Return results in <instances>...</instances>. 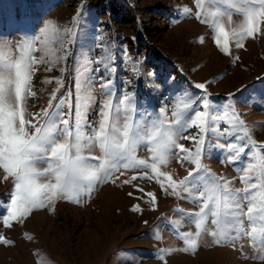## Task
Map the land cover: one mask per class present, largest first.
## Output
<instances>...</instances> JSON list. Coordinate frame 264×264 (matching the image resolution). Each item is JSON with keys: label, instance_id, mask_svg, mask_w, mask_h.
I'll list each match as a JSON object with an SVG mask.
<instances>
[{"label": "rangeland", "instance_id": "rangeland-1", "mask_svg": "<svg viewBox=\"0 0 264 264\" xmlns=\"http://www.w3.org/2000/svg\"><path fill=\"white\" fill-rule=\"evenodd\" d=\"M230 3L239 6V0ZM200 4L198 8L197 0H0V50L7 51L10 45L36 35L41 36L36 47L44 50L35 53L38 59L45 52L64 56L62 43L68 48L66 60H53L47 55L44 63L35 66L32 91L36 96L27 101L25 118L47 107L51 94L59 87L56 81L61 79L64 86L56 93L57 98L71 90L74 109L79 78L76 69H94V59L103 57L109 67L114 60L117 68L112 74L117 96L132 93L138 107L153 113L152 121L157 125L161 120L165 126L171 123L175 119L173 112L190 114L192 110L183 106L202 94L203 90L194 85L205 83L210 99L218 105L231 102L247 135L257 143L264 142V79H260L264 78V23L260 25L261 34L246 37L244 46L237 48L236 37L230 32L239 31L243 15L228 3L200 0ZM185 8L189 12L184 13ZM217 9L223 13L219 18L214 15ZM197 11L201 13L199 19ZM216 23L223 24L229 33V53H223L215 44ZM45 26L46 37L40 32ZM72 33L76 36L70 45ZM74 59L80 63L74 65ZM86 91L97 102L89 109L88 119L98 121L99 102L108 97L95 81ZM229 94H233L231 101L226 100ZM194 107L199 108V104ZM160 108L164 109L162 116L157 111ZM62 110L69 111L67 105ZM152 121L140 122L151 128ZM122 126L123 119L119 123L121 129ZM224 127V123L219 125L221 130ZM197 131L188 129L175 137L177 143L194 150V143L183 136L196 135ZM205 141L202 164L217 177L230 181V189L245 187L240 180L245 173L237 169H243L249 158L242 156L233 165L227 154L215 147L217 143L226 145L227 139L209 133ZM152 147L147 140L142 142L136 158L154 162ZM82 155L102 157L103 153L96 144ZM181 155L175 151L166 154V162H158L160 171L171 174L174 180L183 179L194 165L186 160L181 163ZM249 162L256 163L254 159ZM145 174L152 178L123 183ZM6 176L0 169V214H7L3 205L10 203L15 190L14 178L5 179ZM170 191L161 188L150 167H121L107 182H96L90 195L85 190L78 202L57 198L21 221L11 222V227L4 225L0 215V235L13 242L0 241V264H264L258 259L264 255V246L253 243L246 234L253 227L246 216H241L243 231L231 232L238 235L235 240L223 242L220 232L226 230L225 226L214 225L211 216L200 236L195 237L193 219L184 213L198 212L199 204L183 192L174 196ZM148 192L155 195V202ZM137 204L140 210L133 211ZM246 211L244 204L243 212ZM184 232H191L196 239L194 251H184ZM213 232L217 235L213 236ZM217 239L222 242L215 243Z\"/></svg>", "mask_w": 264, "mask_h": 264}, {"label": "snow or ice", "instance_id": "snow-or-ice-1", "mask_svg": "<svg viewBox=\"0 0 264 264\" xmlns=\"http://www.w3.org/2000/svg\"><path fill=\"white\" fill-rule=\"evenodd\" d=\"M216 2L228 3L237 13L243 15L239 31L232 32L236 37L237 48L244 46L242 41L246 37L261 34L264 0H239V6L230 3V0ZM197 7H201L200 0H197ZM183 12L187 13L189 9L185 8ZM79 15L78 11L77 16ZM200 15V11H197V19ZM214 15L219 18L223 13L217 9ZM215 28L216 45L223 53H229V33L225 31L223 24L216 23ZM40 32L46 37L47 27L42 28ZM75 36L76 34L72 33L73 39L69 40L68 44L74 43ZM200 39L203 41V37ZM40 41L41 36L36 35L10 45L7 51L0 50V169L7 174L5 179L8 176L14 178L15 189L11 193L10 203L3 205L7 214H0L6 227H11L13 221L28 217L34 209L54 203L57 198L78 202L79 196L85 190L90 195L96 182H107L121 167L125 170L150 167L162 189H170L169 194L174 196H180L183 192L193 203L199 204L198 212L184 213L185 217L193 219L197 230L195 237L200 236L203 225L211 216L214 225L225 226L226 230L220 232L224 237L223 242L235 240L238 235H232L231 232L239 234L243 231V215L253 225L246 234L253 238V243L264 246V227L256 226L264 224V142L257 143L247 135V129L231 102L215 104L207 93L206 84L197 83L194 87L203 90L202 94L183 106L184 109H191V113L173 112L175 119L171 123L165 126L161 120L157 125L152 121L153 113L138 107V101L132 93L124 94L122 98L117 96L115 81L112 78V74L117 71L114 60L113 66L109 67L105 58L96 57L94 63L97 66L94 69L90 66H85L86 70L76 69L79 78L75 83L74 109L71 90L57 98L56 93L64 86L61 79L56 81L59 87L51 94L47 107L30 113L31 118L26 119L25 105L29 99L36 96L32 91L35 66L44 63L47 55L53 60L67 59L68 48L63 43L61 47L66 53L64 56L57 57L55 53L45 52L38 59L35 53L44 51L36 47ZM44 43L47 44V39ZM124 53L126 54V49ZM79 63L80 61L74 59V65ZM63 71L61 69V72ZM94 81L108 98L99 102L96 110L98 121H89V109L97 102L86 90ZM114 98L117 101L115 104ZM232 98L233 94H229L226 100L231 101ZM196 104H199V108L194 107ZM65 105L69 109L67 113L62 110ZM121 106H124L123 109ZM200 108L203 110H199ZM157 111L161 116L164 113L163 108ZM134 116L138 117L135 121ZM121 119L122 129L119 127ZM141 120L152 121L151 128H146ZM221 123L225 124L222 130L219 128ZM190 128H196L197 134L183 136V139L191 140L195 145L194 150L177 143L175 138ZM239 132H243V135H239ZM209 133L217 135L218 139L228 140L226 145L217 143L215 147L221 149L222 154H227L228 161L233 165L240 161L242 156L256 161L250 163L245 160L243 169H237L245 173L240 176L245 187L230 189V181L217 177L202 164L205 136ZM60 137H63V140L59 139ZM233 137L235 139H232ZM145 140L153 145L150 150L154 162L151 164L145 159H137L135 155L137 147ZM96 144L103 153L102 157L82 155L85 149L91 151ZM172 151L178 155L182 154L181 163L186 160L194 165L183 179L174 180L171 174L161 172L158 167V162H166V154ZM41 163H46L47 166L38 167ZM138 178L152 177L147 174L141 177L132 176L123 183L129 184ZM112 182L115 183V180ZM147 195L155 202L156 197L152 192ZM244 204L247 205L246 213L243 212ZM132 210L139 211L140 206L134 205ZM211 234L217 235L216 232ZM181 235L186 245L184 251H194L197 241L193 234L184 232ZM28 239L31 237L28 236ZM0 241L4 244L13 243L2 235ZM221 242L219 239L215 241L217 244ZM258 259L264 261V255H260Z\"/></svg>", "mask_w": 264, "mask_h": 264}, {"label": "bare ground", "instance_id": "bare-ground-1", "mask_svg": "<svg viewBox=\"0 0 264 264\" xmlns=\"http://www.w3.org/2000/svg\"><path fill=\"white\" fill-rule=\"evenodd\" d=\"M240 19V18H239ZM225 22H227V21H225ZM229 25V24H228ZM239 25V24H238ZM235 27H237V25H236V23H235V25H234ZM226 28V27H225ZM216 33V32H215ZM230 33H232V32H230ZM232 35V34H231ZM215 39V38H214ZM216 44V43H215ZM212 232V231H211ZM214 243V242H213ZM214 245V244H213Z\"/></svg>", "mask_w": 264, "mask_h": 264}]
</instances>
